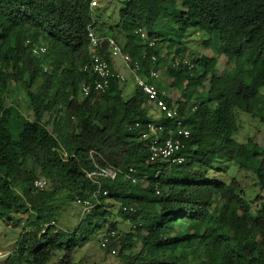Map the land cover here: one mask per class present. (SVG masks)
Masks as SVG:
<instances>
[{
    "label": "trees",
    "instance_id": "16d2710c",
    "mask_svg": "<svg viewBox=\"0 0 264 264\" xmlns=\"http://www.w3.org/2000/svg\"><path fill=\"white\" fill-rule=\"evenodd\" d=\"M120 3L111 25L95 14L98 6L91 13L90 0H0V217L11 221L13 214H29L30 230L15 249L19 264H46L57 251L63 254L54 264H76L75 249L99 231L116 232L115 217L131 225L113 241L121 264H264V174L260 194L246 201L241 184L228 181L225 172L217 176L223 169L216 166L230 162L248 170L240 160L252 141L238 143L233 136L239 131L237 111L255 117L254 85L264 90V0ZM88 26L121 41L131 67L137 64V75L147 82L149 71L159 72L171 53L179 58L165 73L171 81L155 85L190 131L182 164L147 163L149 144L141 137L147 125H162L165 137L173 125L165 117L149 118L151 106L136 86L127 99L125 83L116 79L103 93L93 89L96 77L84 70L91 55ZM198 26L216 36L217 55L228 57L221 73L216 56L185 59L182 39ZM206 40L203 46H212ZM165 44L166 54L159 56ZM39 47L45 51L33 54ZM95 53L116 73L106 40ZM11 83L25 92L32 119L4 105ZM83 85L92 87L87 96L81 95ZM173 90L178 97H170ZM253 148L250 162L261 164L263 152ZM28 159L32 166L26 170ZM94 165L132 168L138 181H101L107 196L74 229H56L55 194L66 192L71 203L88 198L95 188L86 175ZM37 179L49 181L51 190L36 191ZM107 201L119 206L115 215Z\"/></svg>",
    "mask_w": 264,
    "mask_h": 264
},
{
    "label": "rangeland",
    "instance_id": "374dc122",
    "mask_svg": "<svg viewBox=\"0 0 264 264\" xmlns=\"http://www.w3.org/2000/svg\"><path fill=\"white\" fill-rule=\"evenodd\" d=\"M120 1L121 0H97L98 10H96L95 14L101 13L102 19L106 23L111 25L114 24V22L118 20V10L121 6ZM169 27L171 28L172 24H169ZM206 39L211 40L212 46H208L207 48L203 46V41H207ZM182 43H184L183 46L187 49L185 53V59H187V62L192 57L195 59L199 56H216L218 57L217 72L221 73L225 70V66L228 63V57L223 54L217 55L218 40L207 27L198 26L197 28L189 29L182 39ZM118 44L120 47L122 46L121 41H118ZM159 47L160 46H157L158 49ZM166 47L167 44L163 46L159 56H164L166 54ZM169 52L171 53V50ZM172 55L173 54L171 53L160 66V77L157 82L162 87L171 81L170 77L165 73H169L168 70L173 66L174 61L179 60V58H172ZM172 59H174L173 62ZM114 65L119 73H126V69L120 58L114 59ZM134 89L135 84L133 79H127V82L123 87L124 98H129L133 94ZM254 89L258 93L257 98L253 101L254 108L256 109L255 117L237 111L239 131L233 136V139L238 143L247 144L249 143V140L252 141V148H249V151H245L240 160V164L245 167L247 166L248 170L239 168V165L236 163L222 162L216 164L217 167L223 169L220 173H217V176H223L225 172L228 181L234 178L241 184L246 201H250L256 195L260 194L258 183L264 174V121L261 120L264 117V90H262L258 84L254 85ZM168 94L170 97H178V93L175 90L168 92ZM2 97L5 99V106H15L25 118L32 119L31 108L27 96L17 85H14L13 83L9 84ZM150 106L151 107L148 111L149 118L155 121L160 120L163 117L162 114L154 105ZM44 121L47 123V115L44 117ZM253 145L257 147V150L263 152L262 156L258 158L261 161V164L256 163L252 165L250 162L251 156L253 152H255ZM31 166L32 161L28 159L25 163V169L28 170ZM142 184L144 185L145 183L142 182ZM51 187V183L47 181L46 191H50ZM66 194L67 193L64 191L56 193L52 202L56 215L55 227L56 229L65 232L74 229L79 223L82 215L80 209L74 203L67 201ZM107 204L111 213L115 215L119 206L111 201H107ZM256 207L258 206L253 207L254 210ZM29 221H31L29 214L25 213H20L18 215L13 214L11 221H7L5 216L0 217V264H19L15 249L18 246L24 230H30L31 224H29ZM114 221L117 233L123 234L130 231L131 225L129 221L118 217H115ZM105 234L106 230L99 231L91 237L85 246L75 249L72 254L73 262L76 264H121L116 254L112 255L100 247V242ZM117 243L118 252L119 242L117 241ZM62 254V251L55 252L46 264H54L56 260L62 257ZM21 264L27 263L21 262Z\"/></svg>",
    "mask_w": 264,
    "mask_h": 264
},
{
    "label": "built area",
    "instance_id": "2783aa9c",
    "mask_svg": "<svg viewBox=\"0 0 264 264\" xmlns=\"http://www.w3.org/2000/svg\"><path fill=\"white\" fill-rule=\"evenodd\" d=\"M91 13L98 6L97 0H90ZM144 35L141 34V37ZM87 39L89 44L90 64L84 67V70L90 71L96 78L92 83V87L97 92H105L110 79H116L121 83H126L127 79L132 78L135 86L142 92V94L147 98L149 105H154L157 110L171 122L173 125V130L170 131V136H163L164 127L158 123H150L147 125V129L141 136L143 139L148 140L149 151L147 163L154 165L156 163H167L169 166L179 165L184 162V158L180 155V151L184 147L185 141L190 136V131L187 126L179 118V114L175 109L170 108L166 102L161 98V96H166V92L159 89L155 82L159 80L160 73L156 70H150L148 73V78L150 82H147L137 75L139 66L134 64L133 67L130 65V57L122 52V48L117 44V42L112 38H104L98 36L95 33L92 26H88L87 29ZM107 41L108 49L111 57L113 59L120 58L126 73L122 74L119 72H111L109 65L103 59H101L96 53V49L101 45L103 41ZM154 42H150L149 46H153ZM45 51L44 47L35 48L32 53L37 55ZM151 61L154 63L156 57L152 56ZM178 64V62H176ZM89 85H83L81 88V95L87 96L92 88ZM175 136V137H174ZM92 152L90 155L92 156ZM95 169L92 172L87 173V179L93 184L95 190L91 193L88 198H76L74 204L80 209L82 215L88 213L96 205L99 204V197L107 196V191L102 190L103 180L113 181L117 177H122L131 183H137V177L134 176V169L129 168L128 170H122L113 166L100 167L94 165ZM33 187L36 191H45L47 188V182L44 179H37L33 183ZM122 212L133 214L135 212L134 207H122ZM55 225L54 223H52ZM56 226V225H55ZM116 237L115 231L107 232L101 242L100 247L103 250L108 251L110 254H116V248L113 245V241Z\"/></svg>",
    "mask_w": 264,
    "mask_h": 264
},
{
    "label": "crops",
    "instance_id": "0c3cea01",
    "mask_svg": "<svg viewBox=\"0 0 264 264\" xmlns=\"http://www.w3.org/2000/svg\"><path fill=\"white\" fill-rule=\"evenodd\" d=\"M114 70H115L116 72H119V71L116 70L115 65H114ZM126 72H127V71H126Z\"/></svg>",
    "mask_w": 264,
    "mask_h": 264
},
{
    "label": "clouds",
    "instance_id": "9594fccd",
    "mask_svg": "<svg viewBox=\"0 0 264 264\" xmlns=\"http://www.w3.org/2000/svg\"><path fill=\"white\" fill-rule=\"evenodd\" d=\"M177 62V61H176Z\"/></svg>",
    "mask_w": 264,
    "mask_h": 264
}]
</instances>
